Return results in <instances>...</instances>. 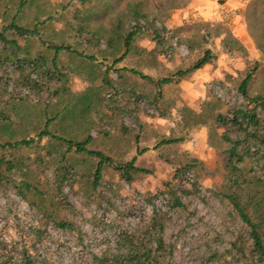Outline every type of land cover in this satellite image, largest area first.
<instances>
[{"label":"rangeland","instance_id":"374dc122","mask_svg":"<svg viewBox=\"0 0 264 264\" xmlns=\"http://www.w3.org/2000/svg\"><path fill=\"white\" fill-rule=\"evenodd\" d=\"M18 2L0 0V28L15 15ZM187 2L27 0L17 16L18 24L38 26L42 40L68 46L95 61L67 52L58 55V64L68 78V92L61 93L59 99L45 90L35 94L13 87L17 74L3 81V86H9L8 93L0 96V112L10 114L11 121L0 125V143L34 138L43 128L48 107L50 116L62 113L52 125L54 132L74 140L90 133V148L116 161L126 162L138 148L143 149L136 166L150 173H138L127 184L107 168L101 186L93 189L89 175L96 162L85 155L74 156L82 178L64 188L70 207L69 213L63 214L75 223L80 238L46 221L36 207L59 209L51 190L35 205L10 187L0 190V264H19L22 250L35 262L44 261L42 264H91L93 256L116 253L123 237L139 236L154 215L164 224L163 264H253L249 228L219 194L227 144L220 139L225 128L216 125L215 117L245 104L238 87L249 73L254 79L248 96L264 99V59L260 66L254 60L247 61V67L238 68L235 74L212 77L223 65L216 49L225 46L218 37L225 33L230 38L229 30L222 23H214L210 33L198 18L185 21L184 11L188 7L189 15L192 6ZM134 10L144 18L134 17ZM137 23L141 34L133 41V49L113 65L124 51L122 38ZM227 42L228 47L233 46ZM18 43L21 50L17 54H11L12 48L0 52L12 58L53 56L38 38L20 39ZM205 50L213 57L210 71L202 67L176 84L163 86V98L157 103L153 86L129 71L165 78L189 69ZM106 71L120 95L111 96L103 86ZM257 113L264 120V111L257 109ZM163 140L171 143L159 145ZM47 149L60 154L57 144H47ZM6 152L18 161L16 179L32 176L33 182L41 185L50 179L52 165L42 170L33 163L45 150ZM242 168L247 178H264V158L258 155L247 159ZM171 181L185 190L182 208L169 207L167 200L157 195L162 185ZM257 189L264 196V189Z\"/></svg>","mask_w":264,"mask_h":264},{"label":"trees","instance_id":"16d2710c","mask_svg":"<svg viewBox=\"0 0 264 264\" xmlns=\"http://www.w3.org/2000/svg\"><path fill=\"white\" fill-rule=\"evenodd\" d=\"M85 2L86 0H80ZM27 0H19L15 15L11 18L7 26L0 28V51L12 48L11 54H17L21 50L18 41H26L30 38H38L42 47L53 52L52 57L42 54L36 56H26L24 58H12L0 52V96L8 93L7 87L3 86V81L12 74H17V81L13 87H24L31 93L37 94L45 90L49 96H55L56 99L62 98V95L68 92L66 88L67 75L58 64V55L61 52H67L70 55L95 61L94 57L85 56L82 53L72 50L64 45H52L50 42L40 38L38 26L27 27L17 22V16L26 7ZM134 17L144 18L134 10ZM141 34L139 25L133 28L122 38L123 53L113 62V65L121 62L133 49V41ZM158 39L159 35H154ZM14 56V55H13ZM213 57L209 50H205L189 69L177 71L175 74L165 78L154 79L151 76L129 70L138 75L142 80L151 84L155 90L154 103L163 98V86L176 84L187 74L201 69L211 62ZM125 71H128L125 69ZM34 77V78H32ZM16 79V78H15ZM252 79V73H249L240 83L238 91L245 100V104L230 111L227 115L217 114L215 123L225 128L220 135V139L227 144L224 150V180L219 194L227 200L235 210L239 218L249 228V255L253 264H264V178H247L242 165L252 156L264 158V120L260 118L257 109L264 111V99L260 95L248 96L247 89ZM6 83V82H5ZM103 86L108 90L111 96L120 95L121 91L117 89L109 78V72L106 71L102 78ZM63 93V94H61ZM9 96L12 97L11 93ZM62 113L58 112L53 116L48 115V107L45 109V121L41 131L34 138L21 139L14 142L0 143V190L12 188L16 194L24 200L31 199L32 204L43 201L48 196L49 191L53 193V199H56L58 208L51 211L41 205L36 207L41 211L46 221H51L53 225L60 230L76 235L80 238L78 228L63 212L69 213L68 195L64 192L65 187H71L82 176L74 161V156L85 155L93 159L96 163L94 169L89 175L92 180L93 189L101 186L104 178V171L110 168L118 174L119 178L127 184L134 181L138 173L149 174L146 169L136 166V159L145 150L137 149L134 157L126 162L116 161L106 153L91 149L93 137L87 133L82 139L74 140L64 137L52 130V125ZM11 121V115L6 112H0V125ZM126 132L127 130L124 129ZM235 135L233 136V134ZM138 143V137H136ZM181 141V140H178ZM177 141V142H178ZM57 144L60 154L47 149V144ZM171 143L170 140H163L161 144ZM38 148L45 150L44 155H37L33 163L42 170L49 169L52 165L50 179L44 181V185L33 182L32 176H22L16 179L15 172L18 170V161L11 158L10 152L24 149ZM49 160H46V158ZM51 162H53L51 164ZM179 171V170H178ZM32 175V174H31ZM178 175V173H177ZM47 185L49 188L47 189ZM253 188L255 190L253 191ZM185 190L172 181L166 182L157 192L158 196H163L167 200L169 207L174 209L182 208V196ZM164 224L161 217L154 215L148 228L139 236L127 235L121 239L120 247L116 253L109 256H93L91 264H163L162 252L164 251L165 241L163 237ZM44 261L35 262L26 250L21 251L19 264H42Z\"/></svg>","mask_w":264,"mask_h":264},{"label":"crops","instance_id":"0c3cea01","mask_svg":"<svg viewBox=\"0 0 264 264\" xmlns=\"http://www.w3.org/2000/svg\"><path fill=\"white\" fill-rule=\"evenodd\" d=\"M186 4L192 6L189 15L188 7L184 11L182 19H186L185 21L198 18V22L210 33L209 27L214 23H222L229 30L230 38L225 37V33L218 37L225 46L223 49L220 46L216 49L219 64L223 65L218 64L219 68L212 77L235 74L238 68L247 67V61L254 60L260 66V61L264 59V0H188ZM214 6L217 7L213 8ZM228 40L232 42V47H228ZM203 67L208 72L213 66L208 63ZM252 78L254 79L253 76Z\"/></svg>","mask_w":264,"mask_h":264}]
</instances>
